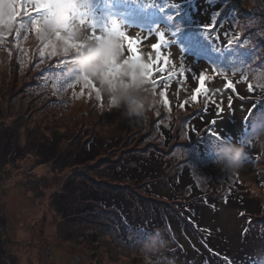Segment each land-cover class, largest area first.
<instances>
[{
  "label": "rangeland",
  "instance_id": "1",
  "mask_svg": "<svg viewBox=\"0 0 264 264\" xmlns=\"http://www.w3.org/2000/svg\"><path fill=\"white\" fill-rule=\"evenodd\" d=\"M208 1H216L221 7L210 29L216 30L228 18L227 27L223 25L226 40L238 45L231 47L225 66L238 70L244 77L233 85L240 98L235 97L232 90L223 89L222 78L214 74L208 60L175 47L170 41V26H140L125 18L121 9H109L107 4L100 7L98 0H74L93 8L92 12L75 18L71 28L74 41L91 39L93 33L103 35L115 22L121 31L140 41L141 62L146 63L151 45L157 42L156 34L163 33L166 45L162 46L161 53L169 60L173 58L169 62L179 68L178 72L183 67L184 76L176 74L173 79L178 77L177 82L167 87L164 82H156L155 88L145 85L155 103L143 121L130 120L123 108L110 111L108 97L98 96L100 86L95 80L91 79L95 91L83 87L82 81L75 78L81 56L72 49L65 52L61 41L53 40L51 46H46L47 38H38L31 30L29 16L21 13L12 24L23 21L27 27L12 26L10 31L0 28V264H145L139 255V246L154 234L134 231L133 219L145 222L144 219L150 217L151 205L159 209L166 207L179 216L181 211H186L184 204L188 194L183 193L182 198L177 194L179 198L173 199L175 193L170 192L167 185L168 179L176 180L184 166L191 170L195 191L201 190L219 199L227 196L240 199L241 196L244 200L252 199L249 203L252 206L244 209L250 215L245 217L233 202L219 200L214 209L204 206L196 219H186L188 237L181 240L180 226L176 227L174 236L178 235L180 246L188 250V259L178 258L177 264H195L191 259L200 257L194 248L202 247L198 238L208 239L212 235L210 241L215 244L216 252L226 256H222L223 259L228 258L227 264L249 263L246 252L250 249L256 254L254 250L264 243V231L262 234L259 230L264 229V151L258 143L250 141L264 126V110L259 111L257 117L252 116V98H247L254 87L264 93V0ZM8 2L0 0V19ZM37 2L24 0L30 6ZM189 5L193 7L191 2ZM184 10L181 8L182 12L187 11ZM80 11L88 12L87 9ZM194 30L188 27V31L195 33ZM127 56L125 47L118 60L122 63ZM73 60L75 62L71 63ZM201 73L206 76L205 89L208 85L213 93L208 92L207 97L199 94L197 102L192 96L200 86ZM234 78L237 79V74ZM161 91L165 92L163 99L168 101L167 107L160 97ZM181 93L182 97L178 98L177 94ZM212 98L220 102L214 104L220 109L214 113L218 124L214 132L222 137L226 136L223 133L230 132L236 137L234 128L251 125L252 132L238 136V144L250 141V146L245 147L249 151L248 158L235 173H225L216 166L213 150L209 152L205 148L203 151L204 145L201 147L195 141L196 135L186 137L184 119L190 112L183 110L181 104L192 101L195 109ZM173 122L176 133L182 138L178 136L176 140L173 135L166 144L168 137L162 127ZM219 127L223 133L218 132ZM54 131L63 138L57 155L44 163L40 146L49 142ZM89 136L103 137L106 141L119 138L121 142L112 150L101 152L94 162L78 165L73 155L86 146ZM10 139L18 155L13 150L2 152L3 145ZM206 140L212 144L219 142L214 135ZM147 151L162 153L170 161V169L148 194L149 186L122 180L117 174V167L132 154ZM174 188L180 193L179 183ZM114 192L123 194V203L105 197ZM123 205L130 213L126 220L121 218L125 217ZM180 219V223L185 222L181 216ZM246 226L249 228L245 235L250 234L242 237ZM172 247L171 243L167 244L164 254L174 259ZM205 253L208 252L205 250ZM258 264L264 261L259 260Z\"/></svg>",
  "mask_w": 264,
  "mask_h": 264
},
{
  "label": "trees",
  "instance_id": "2",
  "mask_svg": "<svg viewBox=\"0 0 264 264\" xmlns=\"http://www.w3.org/2000/svg\"><path fill=\"white\" fill-rule=\"evenodd\" d=\"M190 2L193 5L192 8H189L191 7L189 5ZM106 4V7L109 9H121L122 13L125 15V18L131 19L130 21L134 24L139 23L138 25L140 26H147L152 28H156L154 26H151L153 24H163V26L167 27L170 26L169 29L170 34L172 36V40L170 41L174 42L173 44L175 45V47L177 46L179 50L188 53V55H196L199 59L208 60L211 65L210 67L215 71L214 74L222 78L223 89L232 90V93L235 94V97L240 98L237 92L233 89V85L239 84L240 80H243L244 77L238 70L233 68L227 69L225 66L227 63V57L229 55L228 52L230 51L231 47L238 46L235 41L230 43L228 40H226L227 33L226 28H223V25H225L226 22L229 23V19H224L220 24L221 26L218 27L216 30L210 29V27L207 31L205 30V26H212L213 19L217 17L221 9L220 5H218L216 1L210 2L208 0H98V6L105 7ZM200 7L202 8L200 9ZM181 8H185L184 11H187L182 12ZM17 21L18 19L13 21V24H15V22ZM21 24H23V21L12 26L22 28L19 27V25ZM188 25L196 29L194 30L195 33L192 31H188ZM225 26L227 27V25ZM228 27L229 28L227 29L229 30L231 27ZM150 51L151 53L149 54V56L145 57L146 63H149L150 60H155V53L152 52V50ZM171 60H173V58H170L169 61ZM171 64L172 63L169 62L166 71L163 73H160L154 69L151 78H154L157 83L164 82V84L167 85L174 83V81L177 82V78L180 75V72H178L177 70L179 68H174ZM169 72H174L175 75L178 74V77L173 79V76L175 75H172V78L170 80L166 79ZM224 72H229L233 76L230 77ZM236 74L237 79L234 78ZM79 75H83V73L80 70H76L75 78L78 79ZM160 78L163 79L161 80ZM229 82L231 83L232 87L226 88L225 85ZM220 83L221 82H219V84ZM208 92L212 94L213 90H211L207 85L206 91L204 92L205 97L208 96ZM98 96L101 99L107 98V96L103 94L101 90L99 91ZM177 97L181 98L182 93L177 94ZM247 98H252L251 102L253 103V110L250 111V114L252 116L254 115V117H257V113H259V111L264 110V93L260 92L258 89H256V87H254L249 91ZM196 101H200L199 94H197ZM216 103L219 104L220 102L215 101L214 98H212L210 99V102H205L200 106V108L195 109H193L194 103L192 101L186 102L185 104H181V108H183V110L190 112L189 115H187L184 119L187 126L186 137L189 139L194 138V136L196 135L197 138L195 139V141H198L201 147L202 145H204L203 151H205V148L208 149L209 152L213 150V146L215 144H212L210 143V141L206 140L212 135H214L215 138L219 140V142H231L238 144V136L244 135L246 132H252L251 125H245L240 129L234 128V134L238 135L236 137L230 132L223 133L222 127H219L220 130L218 132L223 133V135L225 134V137H222L221 134L214 132V130L218 129L217 117L214 116V113H216L217 110H219L220 112L219 106L215 107L214 105ZM175 124L173 122L169 123L166 127H162V130L168 137V142H166V144H168L171 139L174 138L173 135H176V140L178 136L182 138V136L176 133L177 129L175 130ZM62 138L63 137L60 133H58V131H54L50 135L49 142L45 146H40V154L44 163L49 162L57 155L59 144ZM88 138L89 140L86 142V146L84 148L80 147V149L73 155V159L78 165H84L89 162H94L100 156L101 152L112 150L113 148L117 147L118 144L121 142L119 138H110L108 141H106L103 137L89 136ZM10 141L11 139L8 140V142L6 141V143L3 145L2 152L13 150L14 154L18 155V150L12 147ZM246 152L249 154L248 150H246ZM70 154H72V152ZM212 158L214 159V157ZM117 168L118 177L122 180H131L134 184L142 183L144 184L142 185L143 187L149 186V189L146 191V194H148V192L150 193V188L157 186V182L160 181V179L164 177V173L168 169H170V161L167 160L162 153L155 154L154 151H147L143 154H132L125 163L123 162V164H121ZM159 175L162 176L160 177ZM193 181L194 178L191 175V170L184 166L179 171L176 180L171 179L170 181L168 179L167 182L169 191L175 193L174 195H172L173 199L179 198L177 197V194H181L180 198H182L183 193L188 194L187 196H185L186 203L184 204V206H186V211H181L180 213L181 218L185 220V222L183 221L182 223H180V216L172 211H169L166 207L159 209V206L153 205H151L149 210L150 217L148 219H144L146 220L145 222L140 221L139 218L138 220L137 218L133 219L132 217V226L135 227L134 231H140L143 234H148L149 236L155 234L158 238H162L164 241H166L168 245L170 243L173 245L171 249L174 250L172 256L174 257L175 264L178 263V258H182V260L188 259V250L182 248L180 246V242L177 240L178 238H180L179 236H181V240L186 239L188 237L189 227L187 225L186 219H196L201 214L202 208L204 206H210L214 209L215 205H217L219 200H228L236 204L238 208H241L242 210H240L239 212L243 213L245 217L250 216L246 214V210L244 209L252 206V203L249 204L252 199L244 200L241 196H239L240 199L231 196L219 199V197L216 195L203 193V191L201 190L195 191L196 188L192 184ZM177 183H179V187H181L180 193H176L174 188L175 184ZM180 183H182V185ZM215 193L217 194V192ZM105 197L113 202L115 201L123 203V194L121 193H107ZM127 198L130 199L129 196H127ZM121 208L124 211L123 215H125V217L122 216L121 218L123 220L130 218V213L127 212V208H125L124 205ZM157 209H159V212L157 211ZM259 212L260 211H257V213ZM140 218L142 217L140 216ZM248 221L250 222V219H248ZM178 226L181 227V230H179V236L177 235L176 237L174 236V232L178 230L176 228ZM248 228L249 226L243 228L242 237L250 234L249 232L245 235ZM259 230L263 234L264 229H261L260 227ZM168 235V238L165 237ZM212 236H210V238L208 239L198 238L202 244V247L198 245V248H194V250L197 251L200 258L191 259L192 262H195V264H221V262L223 264H227L228 258L223 259L222 256H226L224 254L216 252V249L214 248L215 244L211 242ZM263 238L264 236L262 237V239ZM244 245L245 247H247L245 243ZM259 246L260 247H258V249L254 250L256 254L251 253L250 251L252 250L250 249L246 252L245 256L248 257L247 260L250 259L248 261V264H254V262L255 264H258L259 260H262V258H264V243ZM217 247L219 248V245H217ZM205 250L208 253H205ZM195 257L198 256L195 255ZM241 264L245 263L242 262Z\"/></svg>",
  "mask_w": 264,
  "mask_h": 264
},
{
  "label": "snow or ice",
  "instance_id": "3",
  "mask_svg": "<svg viewBox=\"0 0 264 264\" xmlns=\"http://www.w3.org/2000/svg\"><path fill=\"white\" fill-rule=\"evenodd\" d=\"M81 9H87L88 12H81ZM92 11V5L77 4L74 0H43V2L38 0L34 6L24 3V0H9L5 5L3 18L0 19V28L10 31L13 21L17 20L18 16L23 13V15L30 17V28L37 34L38 38H47L48 44L46 46H51L54 40L62 42L65 52L68 49H72L76 51L77 56H82L87 51L90 54V59L87 63L88 71L95 72L97 70L98 65L95 61L99 59L106 66L104 76L106 78H115L120 74L122 65L129 64L133 70L128 73V83L125 86L134 85L139 81L144 86L152 85L155 88L156 81L151 79L153 70L163 73L169 64L168 57L161 53L162 46L166 45L164 34H156L157 42L151 45V50L155 53V60H150L149 63L141 62L142 58L139 53L140 41L129 37L124 31H121L115 22L111 24L110 29L104 31L103 35L93 33L91 39H86L83 42L74 41V34L71 28L75 23V18ZM27 26L26 24L19 25V27ZM209 27L211 26H205V30L207 31ZM17 34L19 35V32ZM125 47L128 56L121 63L117 56L121 53V49ZM74 62V60L71 61V63ZM172 75H175V73L169 72L166 79L170 80ZM180 76H184L183 67H181ZM78 79L82 81L83 87L92 91L96 90L92 80L86 75H79ZM205 80V74L201 73L199 75L200 86L192 96L193 101L197 100V94H203L206 91L204 87ZM165 87H167V84H165ZM225 87L231 88L232 85L229 82L226 83ZM160 97L164 106L167 107L168 101L163 99L165 97L164 91L160 92Z\"/></svg>",
  "mask_w": 264,
  "mask_h": 264
},
{
  "label": "clouds",
  "instance_id": "4",
  "mask_svg": "<svg viewBox=\"0 0 264 264\" xmlns=\"http://www.w3.org/2000/svg\"><path fill=\"white\" fill-rule=\"evenodd\" d=\"M119 56L120 53L117 59ZM89 59L90 54L85 51L79 59L80 71L89 79L95 80L99 84L101 92L108 97L109 110L123 108L124 115L130 120H146L148 113L155 103V99L152 97L150 91L139 81L134 85L125 86L128 83V73L133 70L131 65L123 64L121 72L117 77L106 78L104 76L106 66L99 59L95 61L98 65L95 72L87 70ZM250 141L258 143L261 150L264 151V126L261 127L258 133L252 136ZM250 141H244L241 144L231 142H219L215 144L213 146V163L225 173L237 172L248 158L245 147L250 146ZM166 248L167 242L154 234L149 241L143 242L139 246V255L145 264H175L173 258L164 254Z\"/></svg>",
  "mask_w": 264,
  "mask_h": 264
}]
</instances>
